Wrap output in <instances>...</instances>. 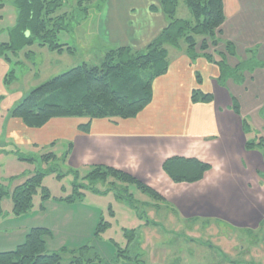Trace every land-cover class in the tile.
Masks as SVG:
<instances>
[{
  "label": "crops",
  "instance_id": "obj_1",
  "mask_svg": "<svg viewBox=\"0 0 264 264\" xmlns=\"http://www.w3.org/2000/svg\"><path fill=\"white\" fill-rule=\"evenodd\" d=\"M139 2L136 10L130 5L123 7L124 0H107L97 32V38L107 44L104 47L113 49L116 44L145 49L162 32L167 18L157 0ZM224 10L223 39L232 41L237 50V56H229L228 63L235 66L247 49L256 47L259 59L264 61V0H224ZM169 61L167 72L153 82L152 101L133 118H96L91 120L88 130H83L80 125L86 122L85 118L56 117L41 128H31L10 116L8 110L14 105H9L2 128L4 141L46 148L55 146L58 140H68L70 155L79 152L80 156H91V164L124 170L157 190L163 200L151 198L144 202L149 210L179 206L181 199L183 202L193 193L204 199L225 197V191L230 189L233 197L244 198L245 208L229 210L230 218L222 219V224L214 228V241L192 239L185 246L190 247L188 250L212 248L218 257L214 256L211 264H264V213L248 206L253 185L245 170L258 162L257 153L263 150L258 143L261 137L264 140V66L247 72L243 83L230 78L221 83L219 68L213 61L203 56L192 59L185 48L169 47ZM195 89L211 93L213 99L193 102ZM234 101L238 103V112L230 110ZM220 102L229 110H220ZM245 122L249 123L248 130ZM248 134L253 135L249 142ZM175 155L196 157L212 167L198 182H174L163 171L162 163ZM217 158L224 165L215 168L213 160ZM224 180L229 187L223 185ZM190 185L199 191L183 195ZM144 213L148 227L162 225L150 219L148 212ZM164 220L167 222L168 217ZM14 233L18 234L5 229L0 252L24 242L28 231L26 228ZM196 250L189 251V255ZM160 261L168 264L166 260Z\"/></svg>",
  "mask_w": 264,
  "mask_h": 264
},
{
  "label": "rangeland",
  "instance_id": "obj_2",
  "mask_svg": "<svg viewBox=\"0 0 264 264\" xmlns=\"http://www.w3.org/2000/svg\"><path fill=\"white\" fill-rule=\"evenodd\" d=\"M62 1L53 14H65L57 40L75 48L74 52L60 53L34 43L24 45L16 52L7 50L0 57V185L9 192L0 200V238L6 236L5 229L11 234H18L14 232L26 228L28 232L34 227L46 228L50 231L45 238L46 251H62L65 263L81 255L85 264H163L160 259L168 264H211L213 257H218L212 248L201 246L198 250L193 247L188 250L190 247L187 248L185 243L192 239L214 241V228L220 226L222 219L226 221L230 218L229 210L245 208L244 198L233 197L230 189L225 191V197L204 199L193 193L183 202L181 199L179 206L175 204L149 210L144 202L153 198L136 183L112 177L105 182L91 183L87 178L94 166L91 156H80L79 152L70 155L68 140H58L55 146L46 145V148L19 145L13 141L10 145V139H7L8 144L5 143L2 128L9 105H17L32 89L72 67L84 62L100 64L105 53L111 49L104 47L107 44L97 38L99 19L106 3L93 0L79 5L77 0ZM124 1L123 7L130 5L139 9L140 0ZM177 15L193 20L184 0H179ZM16 21L17 9L13 0H4V5L0 6V42L12 40L11 31ZM215 55L219 59V54ZM233 104L230 110H234ZM219 105L220 110H229L225 103L220 102ZM246 137L249 142L253 135ZM49 152L55 154L56 160L43 158ZM257 154L258 162L245 169L253 185L248 206L264 213V150ZM239 158L243 161L242 152ZM213 161L215 168L224 165L221 158ZM40 171L44 175L33 196L32 208L26 213L15 214L11 197L13 190ZM223 182L229 187L226 180ZM44 188L48 192L46 197ZM126 190L133 201H137L140 210L117 197V191L124 193ZM193 191L199 189L190 185L183 190V195L188 196ZM77 192L83 195L74 201L68 200ZM144 212L162 225L148 227ZM165 216L168 217L167 222ZM131 229H136V238L130 244ZM85 246L88 249H82ZM64 248L67 250L63 252ZM192 250L197 252H190L189 255ZM182 257H185L183 263Z\"/></svg>",
  "mask_w": 264,
  "mask_h": 264
},
{
  "label": "trees",
  "instance_id": "obj_3",
  "mask_svg": "<svg viewBox=\"0 0 264 264\" xmlns=\"http://www.w3.org/2000/svg\"><path fill=\"white\" fill-rule=\"evenodd\" d=\"M77 1L79 5H83L93 0ZM157 2L167 18V25L145 49L118 46L108 50L98 65L84 62L72 67L32 89L9 110L10 116L21 119L31 128H41L56 117L85 118L86 122L80 125L83 130H88L91 120L96 118L113 121L133 118L152 101L154 80L169 69V47L185 48L192 59L203 56L213 61L219 68L221 83L229 78L236 83H243L247 72L264 66V61L258 57L257 47L247 49L245 57L235 66L228 63V57H236L237 50L232 41L223 39V25L226 20L224 0H184L193 20L177 15L179 0ZM62 3V0H13L17 9V21L11 31L12 40L0 42V57L7 50L16 52L22 46L34 43L60 53L74 52L75 48L57 40V32L63 28L61 21L65 14H53ZM3 5L4 0H0V6ZM216 53L219 54V59L215 58ZM191 99L195 103L207 102L213 99V95L195 89ZM233 107L235 111H239L236 101ZM244 127L248 130L249 123L245 122ZM258 145L264 150L262 137ZM43 158L47 161L56 160L52 152L43 155ZM162 169L174 182L194 183L203 179L211 165L196 157L175 155L163 161ZM43 175L44 172H37L15 187L11 194L15 214L26 213L32 208L33 196ZM111 177L126 183H136L153 199L163 200L157 190L134 175L112 166L94 165L87 175L91 183L105 182ZM115 189L118 190L116 187ZM8 193L0 185V200ZM44 194L45 197L48 196L46 188ZM82 195V192H77L68 200L74 201ZM116 195L135 209L138 208L127 190L124 193L117 191ZM131 231L130 244L136 238V230ZM49 233L43 227L32 228L24 242L12 250L0 252V264H85L81 255L65 263L62 260V251H46L45 238ZM82 249L88 248L85 246ZM66 250L64 248L63 252Z\"/></svg>",
  "mask_w": 264,
  "mask_h": 264
}]
</instances>
